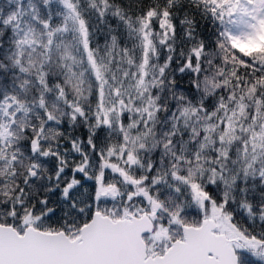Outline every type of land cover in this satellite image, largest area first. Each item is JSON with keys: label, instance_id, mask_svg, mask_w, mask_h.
Returning a JSON list of instances; mask_svg holds the SVG:
<instances>
[{"label": "snow or ice", "instance_id": "6c2138e0", "mask_svg": "<svg viewBox=\"0 0 264 264\" xmlns=\"http://www.w3.org/2000/svg\"><path fill=\"white\" fill-rule=\"evenodd\" d=\"M0 264H264V0H0Z\"/></svg>", "mask_w": 264, "mask_h": 264}]
</instances>
